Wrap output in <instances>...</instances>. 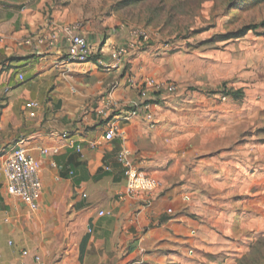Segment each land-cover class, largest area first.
<instances>
[{
	"label": "crops",
	"instance_id": "crops-1",
	"mask_svg": "<svg viewBox=\"0 0 264 264\" xmlns=\"http://www.w3.org/2000/svg\"><path fill=\"white\" fill-rule=\"evenodd\" d=\"M62 1L0 0V151L23 140L41 165L43 184L33 212L0 179V264H35V254L47 264H228L238 258L246 221L258 220L260 197L249 190L259 184L258 172L245 177L233 159L238 150L226 148L223 160L205 149L231 113L186 94L181 64L154 47L132 54L124 67L101 68L97 62L108 61L127 31L106 35L81 25L94 52L84 64L67 62L63 34L53 46H37L36 38L83 23L81 11ZM149 77L173 82L177 91L152 105L151 119L122 121L120 113L138 95L131 79ZM31 102L39 108L28 109ZM114 123L123 134L108 142ZM123 150L160 183L148 205L126 194L125 169L117 162Z\"/></svg>",
	"mask_w": 264,
	"mask_h": 264
},
{
	"label": "rangeland",
	"instance_id": "rangeland-1",
	"mask_svg": "<svg viewBox=\"0 0 264 264\" xmlns=\"http://www.w3.org/2000/svg\"><path fill=\"white\" fill-rule=\"evenodd\" d=\"M64 2L81 11V25L91 32L107 35L141 28L151 35L152 47L170 44L172 52L165 56L181 64L180 84L186 94L226 106L228 123L218 131L213 126L216 132L211 141L205 140V149L223 160L226 148L238 150L233 159L243 165L245 177L258 172L259 184L249 190L260 197L258 220L246 221L239 242L242 252L228 258V264H264V28L236 37L244 27L264 21V0ZM236 92L241 96H229Z\"/></svg>",
	"mask_w": 264,
	"mask_h": 264
},
{
	"label": "built area",
	"instance_id": "built-area-1",
	"mask_svg": "<svg viewBox=\"0 0 264 264\" xmlns=\"http://www.w3.org/2000/svg\"><path fill=\"white\" fill-rule=\"evenodd\" d=\"M81 24L75 23L66 25L58 29L49 38L38 37L35 39L37 46L55 45L59 34H63L68 42L67 62L84 64L88 63L93 57L94 52L88 39L81 34ZM128 39L111 48L108 61L100 60L98 65L106 71L124 67L128 58L137 52H142L152 47V37L141 28L128 29ZM34 41L28 39L24 42L30 46ZM161 49L162 54L172 52L170 44H166ZM24 76L20 75V80ZM132 89L137 90V98L120 113L121 120L128 123L139 116H146L151 119V107L165 93H175L177 85L173 82L159 81L155 78H145L141 80L131 79ZM105 103V110H110L109 104ZM30 110L39 108L37 102H31L26 106ZM103 114V111L100 112ZM122 127L118 123L110 125L105 133V140L113 141L117 136L122 135ZM24 141L21 140L18 145L11 150L0 151V179L2 180L3 188L10 196L19 199L30 211H37L43 193V184L41 179V165L38 160L30 156L24 147ZM47 153V151H44ZM117 162L125 169L126 176V194L130 196L143 197L146 205L151 201L152 195L157 191L160 183L155 178L147 175L139 168L132 160L131 153L127 150L121 151L117 155ZM86 197V195H84ZM190 201L189 197L185 198ZM172 211H169L171 213ZM100 216H112L113 214L101 211ZM5 222H9L8 219ZM12 245V243H10ZM29 255L27 251L22 252V257ZM2 255L0 252V259ZM32 260L35 264H47L38 254L33 255ZM20 264H26L21 262Z\"/></svg>",
	"mask_w": 264,
	"mask_h": 264
},
{
	"label": "trees",
	"instance_id": "trees-1",
	"mask_svg": "<svg viewBox=\"0 0 264 264\" xmlns=\"http://www.w3.org/2000/svg\"><path fill=\"white\" fill-rule=\"evenodd\" d=\"M262 28H264V21L259 23V24H253V25H249V26L244 27L242 29V31L239 33V35H236V37H243L248 32H251V31L256 32L257 30L262 29ZM230 95L235 97V98H238L239 96H241L239 92H236L234 94H229V96Z\"/></svg>",
	"mask_w": 264,
	"mask_h": 264
}]
</instances>
